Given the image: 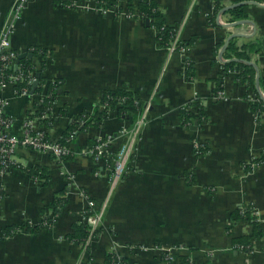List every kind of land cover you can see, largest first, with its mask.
Here are the masks:
<instances>
[{"label":"crops","instance_id":"1","mask_svg":"<svg viewBox=\"0 0 264 264\" xmlns=\"http://www.w3.org/2000/svg\"><path fill=\"white\" fill-rule=\"evenodd\" d=\"M16 1H23V15L15 21L13 49L40 61L39 70L28 57L44 76L46 92L55 80L62 81L50 112L54 121L45 124L33 114V128L60 141L75 117L85 112L89 120L90 112L104 108L105 91L129 88L140 97L138 107H129L124 117L111 110L102 127L78 126L72 141L83 147L114 134L115 151L126 140L119 135L121 127H131L146 107L148 112L127 171L114 188L111 157L59 160L43 151H16L19 166L0 178V264H110L109 253L119 258L112 264H169L160 250L141 252V244L179 247L170 264H180V256L196 264H264V162H258L264 154V112L252 110L248 96L257 94L238 80L239 71L220 77L233 37L238 46L256 43L252 62L258 79L264 75V0L246 4L242 19L227 12L234 0H221L219 12L213 0H156L182 39H194L171 57L147 20L125 10L102 13L87 0L69 8L54 0H0V33ZM36 47L46 49V56L30 51ZM18 65L16 60L12 72ZM256 88L263 96L257 76ZM218 90H225L227 99L215 98ZM2 92L11 131L21 135L35 99L13 85ZM196 102L207 121L184 123L181 110ZM201 136L207 150L197 155L193 142ZM29 168L44 170L47 179L35 171V180ZM58 197L63 200L59 207ZM88 199L106 208L103 223L83 246L69 234L81 222L90 232L84 221ZM6 227L20 229L5 237Z\"/></svg>","mask_w":264,"mask_h":264},{"label":"built area","instance_id":"2","mask_svg":"<svg viewBox=\"0 0 264 264\" xmlns=\"http://www.w3.org/2000/svg\"><path fill=\"white\" fill-rule=\"evenodd\" d=\"M21 1V0H20ZM95 5H97L98 10L102 13H111L112 11H119L118 7H108L104 3H100L98 0H92ZM77 4H82V0H73V6ZM69 6V5H68ZM23 7V1L14 4L13 12L10 13V20L4 26L2 32L0 33V178L5 176V174L17 168V165L14 155L19 148H28L37 151H43L53 154L57 159L63 160L68 156L72 155H90L96 161L104 159L105 156L111 157L112 159V174H111V183L112 188H114L118 182L125 175L130 158L132 155L134 143L136 139L139 138L141 130L147 123V112L148 107H146L141 112L140 118L135 121L131 126H123L119 130V135L125 137V142H122L119 145V148L115 153H113L111 147L116 140V136L113 134H108L106 137H101L98 139V142L93 146H83V147H74L72 145H67L62 141H53L50 139L43 130L35 129L32 125L31 115L35 114L37 111L36 106H32L30 114L26 119L25 127L21 135L14 134L11 131L12 120L7 115V105L8 100L3 95V89L9 85H13L16 88V92L24 95H30L35 100L44 101L47 97V82H43L42 92L32 93V85L36 81L37 69L29 70L28 72L24 69L22 65H18L16 71L9 73L8 70H12L15 66V62L18 58L19 53L12 48L10 41L11 35L13 33L14 19L19 17L21 9ZM125 15L133 16L132 13L125 11ZM182 36L180 29L175 27L173 31V40L167 46L172 52L186 51L188 45H181ZM30 51L34 52L35 48H32ZM24 83L21 88H17L18 84ZM39 83V84H40ZM264 95V94H263ZM215 98L222 97L227 99L225 96L224 90H218L214 95ZM250 100H257L255 97L249 96ZM192 107V106H191ZM187 105L185 108L187 110L196 111L197 108ZM204 123V122H203ZM204 141L195 140L194 146L197 152L204 147ZM259 164V163H256ZM255 164V165H256ZM35 180H38V176L34 177ZM89 200V211L84 216V221L90 227V236L98 229V227L103 223V216L106 208V204L97 205L93 200ZM256 212V211H255ZM91 237L87 239L85 246L90 241ZM83 245V246H84ZM138 248V247H137ZM141 252H148L151 250H160L162 259L167 263H172L177 259V254L175 253L179 247H168L161 248L157 245H141L138 248ZM189 264H196L191 259ZM80 262L79 264H82Z\"/></svg>","mask_w":264,"mask_h":264},{"label":"trees","instance_id":"3","mask_svg":"<svg viewBox=\"0 0 264 264\" xmlns=\"http://www.w3.org/2000/svg\"><path fill=\"white\" fill-rule=\"evenodd\" d=\"M56 4L62 6V7H68L73 6V0H54ZM100 3L106 4L108 7H118L119 11H127L130 14L132 13L133 17L135 18H141L144 21L149 19L150 26L155 27L158 31V41L161 43L162 46H168L172 40H173V31L174 28L177 27L176 25H169L167 21L165 20L163 16V12L161 11L159 4L156 0H98ZM215 4L216 12L221 11L224 9V6L220 4L221 0H213ZM243 0H234L233 4L238 3ZM248 1H262V0H248ZM69 5V6H68ZM246 4L237 5L234 7H231L227 10V12L234 15L237 19H242L246 16L245 12ZM194 39H182L181 45H190L192 44ZM258 50L256 43L248 42L246 44H243L242 46L237 45L236 37H233L229 40L227 48H226V54L229 58L228 61L224 62L222 72L220 74V77L222 75L229 74L232 70L239 71L240 73H237V78L242 84H246L247 87L253 89L257 94V100H250L252 110L254 112H258L259 114L261 112H264V98L262 94H260L257 91L256 88V76L258 74L257 67L254 64H251L252 61V55ZM35 55L40 54L43 58L48 53L46 49L36 47L35 51L33 52ZM39 55V56H40ZM235 56V58H234ZM19 64L24 67V69L28 72L29 70H32L35 68V65L32 63V59L28 58V56L21 58L19 61ZM42 67L44 68V61L42 62ZM8 72L13 73L12 70H8ZM46 82L44 79V76H41V83ZM38 84L36 92H42L43 87L42 84ZM260 88L263 90L264 93V75L260 76L259 79ZM24 85V83L18 84L17 88H21ZM62 86V81L55 80L54 83L50 84L48 86V92L47 97H45L44 101L34 100V106H36L38 109L36 111V115L41 119L42 122L45 124H48L49 122L54 121V117L51 115V109L53 106L54 101L56 100L57 96L59 95L60 88ZM218 88H220V83L218 84ZM140 97L135 92H133L129 88H122V89H116V90H108L105 91L103 96L101 97V103L100 105L104 106V108H95L92 112H90L89 120L86 119L84 116L85 112L79 114V116L75 117L74 120L71 122L68 129L64 132L62 138L60 141L67 145H72L74 147H77V145H74L72 143L74 136L76 135L78 126L80 129H86L89 126H96V127H102L104 124V121L109 117V112L111 110L117 111V114L121 117H124L128 113V109L131 106H139ZM195 108H197L196 111L187 110L186 108L181 110V116L184 123H188L189 125L193 123L194 119H197V122L199 125H202L203 122L207 119L202 105H200L198 102L194 103ZM68 110L62 109L61 115L67 116ZM89 113H86V115ZM35 115V116H36ZM50 116V117H49ZM206 122V121H205ZM204 127V126H203ZM114 135V134H113ZM201 141H204L201 136ZM98 142V139H92L90 144L88 146H93ZM205 143V142H204ZM194 145V142H193ZM79 147V146H78ZM82 147V146H80ZM195 152L197 155L204 154L206 149V144H204V147L200 150V152H197L195 146H194ZM117 150H113V153H115ZM259 163L264 162V154L258 159ZM31 176L35 177L38 176L35 171H41V178L47 179V174L42 169H34L29 168L28 169ZM63 202L62 199L59 197L55 199L56 205L59 207L61 203ZM39 226H29V228H32L34 230L39 229ZM17 229H20V227H6L2 230L3 236H8L12 233H14ZM89 230L85 223L81 222L79 224H76L75 231L71 234H69V238L75 242L80 243L81 245H84L89 237ZM161 257V253H160ZM163 257V256H162ZM161 257V258H162ZM106 260L108 263L112 264L114 261L119 260L116 253H109L106 257ZM120 260L124 263H126L125 258H120ZM190 258L188 256H180L179 262L180 264H189ZM82 264H90V260L84 261Z\"/></svg>","mask_w":264,"mask_h":264},{"label":"water","instance_id":"4","mask_svg":"<svg viewBox=\"0 0 264 264\" xmlns=\"http://www.w3.org/2000/svg\"><path fill=\"white\" fill-rule=\"evenodd\" d=\"M250 2H254L255 3V1H248V0H243V1H240V2H238V3H235V4H232V5H230L229 7H227V8H231V7H234V6H237V5H241V4H248V3H250ZM147 24H150V21H149V19H147ZM231 37H233V35H231L230 37H229V39L231 38ZM228 39V40H229ZM225 47H226V45H225ZM26 56H28V57H34V59H35V56L32 54V53H21L20 55H19V58L17 59V63H19V61H20V59L21 58H24V57H26ZM222 56H223V50L220 52V58H222ZM36 60V63H37V67H38V69L40 70L41 69V64H40V61L39 60H37V59H35ZM251 64H254L255 66H256V63H254V62H252L251 61ZM40 76H41V72L40 71H38L37 72V77H38V79L34 82V84H33V87H32V92H34V90H35V88L37 87V85L39 84V79H40ZM259 76H258V74H257V87H258V89H259Z\"/></svg>","mask_w":264,"mask_h":264},{"label":"rangeland","instance_id":"5","mask_svg":"<svg viewBox=\"0 0 264 264\" xmlns=\"http://www.w3.org/2000/svg\"><path fill=\"white\" fill-rule=\"evenodd\" d=\"M87 1H88L87 3L89 4V7H90V6H92V7H93V6H96V7H97V5H95V3H94L92 0H91V3L89 2V0H87ZM77 5H78V4H77ZM74 6L76 7V5H74ZM95 9L98 10L97 8H95ZM220 14H221V13H218L219 16H221ZM22 15H23V14L20 13V14H19V17H17V18L14 19V22H13V23H14L13 31H14V29H15V27H16V23H15V21L21 19ZM9 17H10V16H9ZM219 21H222V19H221L220 17H219ZM251 28H252V27H251ZM1 32H2V31H1ZM251 32H252V30H249L247 33H251ZM12 48H13V47H12ZM13 50H15V49H13ZM15 51H16V50H15ZM217 52H218V50H217ZM172 55H173L172 52H170V55H169V56L171 57ZM217 55H218V53H217ZM217 55L215 56L216 58H218ZM46 59H47V57H46ZM224 92H225V90H224ZM225 96L228 97V94H227L226 92H225ZM248 97H249V96H248ZM263 98H264V95H263ZM219 99H224V98L219 97ZM186 106H187V105H186ZM136 120H137V119H136ZM206 121H207V119H206ZM204 122H205V121H204ZM255 211H256V210H255ZM254 213L257 214L258 218H262L261 215H260V211L257 210V211L254 212ZM141 245H144V244H141ZM141 245H137V247L139 248V246H141ZM83 262H84V260H83Z\"/></svg>","mask_w":264,"mask_h":264}]
</instances>
